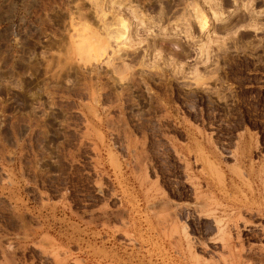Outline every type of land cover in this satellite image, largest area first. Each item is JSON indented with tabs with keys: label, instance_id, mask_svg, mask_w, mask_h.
Masks as SVG:
<instances>
[{
	"label": "rangeland",
	"instance_id": "obj_1",
	"mask_svg": "<svg viewBox=\"0 0 264 264\" xmlns=\"http://www.w3.org/2000/svg\"><path fill=\"white\" fill-rule=\"evenodd\" d=\"M263 226L264 0H0V264H264Z\"/></svg>",
	"mask_w": 264,
	"mask_h": 264
},
{
	"label": "bare ground",
	"instance_id": "obj_2",
	"mask_svg": "<svg viewBox=\"0 0 264 264\" xmlns=\"http://www.w3.org/2000/svg\"><path fill=\"white\" fill-rule=\"evenodd\" d=\"M125 24H126V23H125ZM200 194H201V193H200ZM200 194H199V195H200ZM197 198H198V197H197ZM197 198H196V199H197ZM200 203H201V202H200ZM181 208H182V207H181ZM257 217H258V216H257ZM213 221H214L215 226L220 230V229H221L220 221H219L216 217H213ZM249 224H250L249 222H248V223L245 222L244 224H242V225H243L242 227H243V229H245V231H246V230H247V231L250 230ZM263 227H264V226H263ZM237 228H238V227H237ZM247 228H249V229H247ZM243 229H242V230H243ZM229 231H230V230H229ZM263 233H264V232H263ZM172 235H173V234H172ZM129 236H130V235H129ZM173 236H174V235H173ZM173 236H172V237H173ZM263 236H264V235H263ZM130 237H131V236H130ZM127 238H128V237H127ZM130 241H133V240H130ZM130 241H129V242H130ZM173 248H174V247H173ZM174 249H175V248H174ZM179 250H180V249H179ZM178 252H179V251H178ZM189 253H190V252H189ZM190 254H191V253H190ZM57 255H58V254H57ZM192 256H193V255H192ZM53 257L55 258L54 260H56V257H58V256H56V254H55V256H53ZM59 258H60V257H59ZM59 260H60V259H59ZM56 262H57V261H56ZM196 263H198V262H196Z\"/></svg>",
	"mask_w": 264,
	"mask_h": 264
}]
</instances>
